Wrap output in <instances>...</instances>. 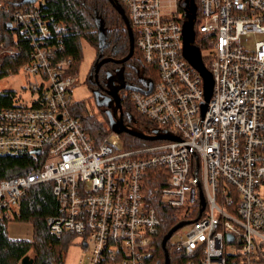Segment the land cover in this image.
I'll use <instances>...</instances> for the list:
<instances>
[{
    "label": "built area",
    "instance_id": "1",
    "mask_svg": "<svg viewBox=\"0 0 264 264\" xmlns=\"http://www.w3.org/2000/svg\"><path fill=\"white\" fill-rule=\"evenodd\" d=\"M180 1L119 0L150 70L130 98L156 131L178 137L138 148L112 129L96 143L72 113L79 75L63 24L40 1L12 11V27L31 45L20 70L34 80L28 99L0 106V156L28 162L0 179V221H19L28 191L51 182L50 231L80 236L88 264H151L159 201L185 222L167 241L183 255L177 264H264V0H196L195 34L208 45L201 54L214 82L204 113L203 78L184 55Z\"/></svg>",
    "mask_w": 264,
    "mask_h": 264
},
{
    "label": "trees",
    "instance_id": "2",
    "mask_svg": "<svg viewBox=\"0 0 264 264\" xmlns=\"http://www.w3.org/2000/svg\"><path fill=\"white\" fill-rule=\"evenodd\" d=\"M1 1V0H0ZM40 1L41 10L46 16H52L63 24V43L65 52L75 57L73 71H78L79 63L82 58L81 41L86 39L97 48V54L111 55L117 59L125 57L130 50V38L125 20L121 13L116 9L112 0H37ZM119 2V0H114ZM36 2V1H35ZM35 2L27 0H6L9 9L5 5H0V43L4 42L7 46L16 48L19 53L16 55L6 54L0 62V76L16 73L30 58L31 45L25 35L16 27H9L11 13L16 8H25ZM123 5V4H122ZM197 7V20H199V8ZM124 6V5H123ZM126 14L128 9L124 6ZM179 13L185 22V9L183 1L179 2ZM135 53L124 62V76L128 85L138 87L140 73L147 74L150 70L144 62L142 52L136 46L137 33L134 32ZM18 42V43H17ZM200 51L208 48L200 34H196L195 42ZM205 66L210 69L206 58H203ZM115 65V63H113ZM152 81L156 82V73H151ZM88 86L96 89V96L100 94L99 87L95 81L87 78ZM131 92V89H129ZM14 92H0V106L11 105L14 100ZM121 103L123 107L124 122L131 128L152 134L158 130L157 126L145 115H143L134 105L130 96L124 97L121 93ZM112 101L104 98V105L112 109ZM112 105V107H111ZM73 114L79 117L86 130L96 143H100L104 136L111 130L107 111H103L105 120H99L96 115L83 112L82 105L76 104ZM137 125V126H136ZM124 145L127 148L150 145L157 140L143 139L126 132L120 133ZM23 167H28V162L22 156H0V179L13 176L24 171ZM151 170L149 177L160 172ZM163 174H167L166 170ZM158 215L162 221L159 233L157 249L152 257L151 264H165V252L162 247V239L166 233L177 224L178 211L176 208L164 204L162 201L155 202ZM57 207L56 199L52 193V183H42L30 189L25 196L21 208L19 223H30L32 225L31 236L13 237L10 235L8 227L13 222L0 221V264H20L26 255L32 253L33 264H64L66 250L73 242L72 234L56 235L50 231L47 224V217L51 215ZM170 264H177V259L183 258L182 254H177L170 244H167Z\"/></svg>",
    "mask_w": 264,
    "mask_h": 264
},
{
    "label": "water",
    "instance_id": "3",
    "mask_svg": "<svg viewBox=\"0 0 264 264\" xmlns=\"http://www.w3.org/2000/svg\"><path fill=\"white\" fill-rule=\"evenodd\" d=\"M29 2H35L37 0H27ZM116 9L121 13V15L123 16L127 29H128V33H129V38H130V50L129 53L120 59H115L113 57H106L101 59L97 64H96V72L99 70V67L107 62V61H115L117 63H121L123 64L124 62H126L128 59H130L134 53H135V39H134V33H133V29L132 26L130 24V20L128 18V15L126 14L125 8L123 7V5L120 2L114 1L112 0ZM183 5H184V9H185V16H186V21L183 24V41H184V55L186 57V59L189 61V63L199 72V74L201 75V77L203 78V82H204V90H205V101L202 104L203 107V113L206 110L207 107V103L210 99V97L212 96V90H213V76L212 73L210 72V70L205 66L204 62H203V58H202V54L200 51V48L194 44L195 42V29H194V24L196 21V13H197V7L195 5L194 0H183ZM9 27H12V22L8 23ZM123 71H124V66H122L119 70H118V74H121V79L123 81ZM97 76V74H96ZM108 90L107 93L113 98V107L111 110L107 111V116L109 119V125L111 127V129L117 133H122V132H126L129 133L131 135H134L136 137L139 138H143V139H150V140H156V139H171V140H176L178 139L177 136L169 133V132H164V133H159L158 131H156V133L154 135H149L146 134L142 131L133 129L131 127H129L123 119V107H122V103H121V96L118 94L119 89L121 88H126V89H136L137 87L125 84L124 82L121 83L118 86L114 85V81L112 80V78H108ZM201 201L203 204H205V200L204 197L201 193ZM185 222H179L177 223L174 227H172L167 233L166 235L163 237L162 239V247L164 249L165 252V264H170V258H169V252L167 249V241L168 239L171 237V235L182 225H184ZM229 239L231 240L232 237L230 236ZM33 258H31L30 256L26 255L25 257H23L22 259V264H33Z\"/></svg>",
    "mask_w": 264,
    "mask_h": 264
},
{
    "label": "rangeland",
    "instance_id": "4",
    "mask_svg": "<svg viewBox=\"0 0 264 264\" xmlns=\"http://www.w3.org/2000/svg\"><path fill=\"white\" fill-rule=\"evenodd\" d=\"M168 1L169 0H163L164 4H167ZM0 5H5L7 7L8 3H6V0H1ZM9 7L10 5L7 7V9H9ZM7 48L10 49L12 47L7 46L4 42L0 43V62L2 58L7 54ZM81 48L82 58L80 60L77 71L79 75V81L71 88V95L74 99V104L71 107V111L76 104H80L84 108V113L87 112L90 114H94L99 120L104 121L105 118L103 111H108L110 108L107 104L104 105V95L100 93L97 97L95 91L98 90L90 88L87 83V77L92 68L93 61L97 55V48L89 43L86 39H82ZM207 53V51L202 52L203 55H206ZM147 78L148 77L146 76V74L141 72L138 79L140 80L139 85L142 84L143 80ZM33 80V77L28 76L22 70H19L16 73L0 76V92L13 91L15 94L14 98L18 97L28 99L31 95L30 82ZM123 95L125 98H128V96H130V91L124 90ZM158 142L159 141L157 140V142H154L153 144ZM31 229L32 225L30 223L19 222H13L9 224L8 227L9 233L13 237H29L31 236ZM81 240L82 238L80 236H73V242L68 245L66 250L64 264H88L89 252L82 245ZM30 255L32 257V253H30Z\"/></svg>",
    "mask_w": 264,
    "mask_h": 264
},
{
    "label": "flooded vegetation",
    "instance_id": "5",
    "mask_svg": "<svg viewBox=\"0 0 264 264\" xmlns=\"http://www.w3.org/2000/svg\"><path fill=\"white\" fill-rule=\"evenodd\" d=\"M106 57H113V58L117 59V57L111 56L109 54H107V55L97 54L95 59H94V61H93L92 68H91L90 73H89L87 78L90 79V80L95 81L96 84H97V87H99L100 93H102L104 95V97H106L110 101H113V98L107 93L109 76L114 81V85L115 86H118V85H120L123 82L125 84H128V83L126 82V79H125V76H124V71H123V81L121 79L122 75L118 74V70L123 65L121 63H117V62H115L113 60L103 63L99 67V70L96 72V64L101 59L106 58ZM113 63H115V65ZM96 74H97V76H96ZM124 90H129V89L121 88V89H119L118 94L121 95V93L124 92ZM113 105H114V103H113Z\"/></svg>",
    "mask_w": 264,
    "mask_h": 264
},
{
    "label": "bare ground",
    "instance_id": "6",
    "mask_svg": "<svg viewBox=\"0 0 264 264\" xmlns=\"http://www.w3.org/2000/svg\"><path fill=\"white\" fill-rule=\"evenodd\" d=\"M18 43V42H17ZM48 218V217H47Z\"/></svg>",
    "mask_w": 264,
    "mask_h": 264
}]
</instances>
